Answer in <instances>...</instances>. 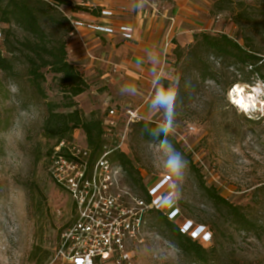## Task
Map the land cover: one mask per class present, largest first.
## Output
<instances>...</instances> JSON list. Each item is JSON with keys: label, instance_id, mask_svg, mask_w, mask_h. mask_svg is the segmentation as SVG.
<instances>
[{"label": "rangeland", "instance_id": "374dc122", "mask_svg": "<svg viewBox=\"0 0 264 264\" xmlns=\"http://www.w3.org/2000/svg\"><path fill=\"white\" fill-rule=\"evenodd\" d=\"M199 1L205 5L206 17L197 16L192 21L201 23L200 32L225 33L242 42L230 12L213 14L218 0ZM232 1L264 8V0ZM7 28L0 23L2 36ZM2 40L3 37L0 50H3ZM174 63L173 54L157 78L178 81V84L192 82L193 70L176 68ZM114 80L109 76L98 82L96 98L95 88L94 93L85 98V110L80 109L87 116L91 113L88 106L95 101L103 106L92 111L99 118L114 107L122 113L125 109L151 103L156 91L154 82L147 93L138 88L136 92L123 89ZM12 84L0 72V264H46L53 259L60 236L74 221L76 213L70 196L52 180L48 171L49 152L55 147V141L48 139L43 129L47 114L45 102L36 100L29 88L22 94L12 92ZM239 86L245 87L247 93L253 86L259 88V104L254 111L241 112L235 108L229 92L225 94L209 80L200 83L188 97L178 100L176 95L171 136L176 139L177 151L187 161V168L182 179L173 177L175 199L183 218L207 226L212 234L207 264H264V231L239 230L226 220V212L215 211L199 186L204 182L231 204L240 206L249 219L264 224V83L258 80L253 85ZM43 87L48 101L62 102L51 75ZM162 118V111H158L156 117L143 121L158 125ZM108 139L116 140L117 148L134 162L144 184L168 175L160 168L163 156L155 147L150 150L152 142L142 141L133 126L127 130L124 117L118 120L115 135ZM73 142L79 147L86 145L82 130L74 132ZM158 143L153 142V145ZM108 145L112 148L111 143ZM190 163L198 170L202 181L191 171ZM147 222L146 238L129 247L132 258L128 264H200L181 253L157 221L156 214L149 213Z\"/></svg>", "mask_w": 264, "mask_h": 264}, {"label": "trees", "instance_id": "16d2710c", "mask_svg": "<svg viewBox=\"0 0 264 264\" xmlns=\"http://www.w3.org/2000/svg\"><path fill=\"white\" fill-rule=\"evenodd\" d=\"M74 2L75 0H0V23L8 26L3 30V36L0 34V38L3 37L0 72L18 87V94L29 88L36 100L45 102L47 114L43 129L46 137L55 141L49 158L62 142L73 141L76 130H82L86 145L91 151V164L111 143L112 148L109 149L113 151L109 159L123 168L125 184L138 197L150 201L148 186L144 184L134 162L117 148L116 140L109 141L104 137L103 118L107 113L101 118L96 112L87 116L75 100L86 93L90 85L78 68L68 60V40L74 28L64 9L72 8L85 12L90 10L74 6ZM213 9V14L223 11L231 13V20L237 27L242 42L225 33L213 35L200 32L194 34L190 45H177L173 51L174 67H185L194 72L192 82H179L178 100L190 96L200 83L207 80L214 82L225 94L239 84L253 85L258 80L264 83V8L244 1L218 0ZM49 75L58 85L61 103L48 101L43 85L47 83ZM160 82L167 86L172 81L160 79ZM130 125L142 141L158 142L153 141L145 130L155 128L157 124L141 120ZM169 140L175 149L179 150L176 139L170 136ZM190 166L198 181H202L195 166L191 163ZM199 186L215 211L223 214L226 212V220L229 219L239 230L253 233L264 231V224L249 219L240 206L231 204L214 189L205 186L204 182ZM149 213L156 214L157 221L183 255L194 258L200 264L208 263V246L211 243H202L182 233L181 223L185 219L182 215L176 220H170L162 210L154 209Z\"/></svg>", "mask_w": 264, "mask_h": 264}, {"label": "built area", "instance_id": "2783aa9c", "mask_svg": "<svg viewBox=\"0 0 264 264\" xmlns=\"http://www.w3.org/2000/svg\"><path fill=\"white\" fill-rule=\"evenodd\" d=\"M102 15L112 14L103 11ZM71 24L74 28L71 35L78 28L106 35L116 32L115 28L105 24L73 20ZM118 30L125 40L133 39L132 27L122 26ZM172 43L170 31L165 48ZM122 117L127 130L132 122L144 120L135 109L126 110L122 116L116 109H110L103 118L105 138L115 135L118 120ZM112 151L105 147L104 153L91 164V151L87 145L79 147L73 141L62 142L54 149L48 171L52 180L70 196L76 216L62 232L54 257L46 264H128L132 258L131 244L141 242L147 236V215L151 210L164 211L170 220L182 215L175 199L173 177L162 175L147 184L150 201H146L125 184L123 168L109 159ZM181 231L202 243H209L212 239L206 226L191 220H183Z\"/></svg>", "mask_w": 264, "mask_h": 264}, {"label": "crops", "instance_id": "0c3cea01", "mask_svg": "<svg viewBox=\"0 0 264 264\" xmlns=\"http://www.w3.org/2000/svg\"><path fill=\"white\" fill-rule=\"evenodd\" d=\"M74 4L90 11L66 8L65 14L71 20L105 24L116 29L113 35H106L78 28L68 40V60L86 78L91 89L76 99L79 108L84 110L85 98L94 93V88L96 98L98 82L109 76L123 89L136 92L138 88L149 93L151 83L168 65L176 46L190 45L194 34L203 30L201 23L193 22L192 18L206 17L205 5L199 0H75ZM103 11L112 15H102ZM122 26L134 29L132 40L124 39L118 30ZM170 31L173 43L166 49ZM94 105L88 106L90 112L103 107L96 101ZM129 109L138 110L143 119H151L158 113L151 103ZM126 110L119 115H125Z\"/></svg>", "mask_w": 264, "mask_h": 264}, {"label": "clouds", "instance_id": "9594fccd", "mask_svg": "<svg viewBox=\"0 0 264 264\" xmlns=\"http://www.w3.org/2000/svg\"><path fill=\"white\" fill-rule=\"evenodd\" d=\"M156 88L154 96L151 98V106L153 109L162 111L163 118L155 128H146L145 130L153 138V141H158V144H149V149H155L163 156L162 168L170 177H175L177 180L182 179L184 171L187 168V161L183 155L175 149L169 137L174 131L175 124V102L177 95L178 81H172L167 86H164L159 78L154 81ZM12 92H18V87L15 84L10 85ZM153 163L156 164L154 158ZM211 234L209 233V238Z\"/></svg>", "mask_w": 264, "mask_h": 264}, {"label": "bare ground", "instance_id": "6f19581e", "mask_svg": "<svg viewBox=\"0 0 264 264\" xmlns=\"http://www.w3.org/2000/svg\"><path fill=\"white\" fill-rule=\"evenodd\" d=\"M244 88L239 85H236L234 89H232V91H230L228 94L231 103L234 104L236 108H238L241 112L244 111L249 113L254 111L256 105L259 104L258 96L261 92L256 86L252 87L250 93L245 92Z\"/></svg>", "mask_w": 264, "mask_h": 264}, {"label": "snow or ice", "instance_id": "6c2138e0", "mask_svg": "<svg viewBox=\"0 0 264 264\" xmlns=\"http://www.w3.org/2000/svg\"><path fill=\"white\" fill-rule=\"evenodd\" d=\"M208 237L207 236H205V239H207Z\"/></svg>", "mask_w": 264, "mask_h": 264}]
</instances>
